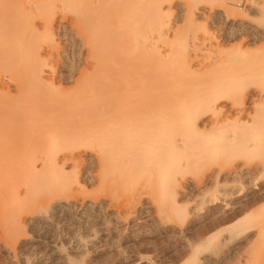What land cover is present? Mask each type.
<instances>
[{"label":"bare ground","instance_id":"obj_1","mask_svg":"<svg viewBox=\"0 0 264 264\" xmlns=\"http://www.w3.org/2000/svg\"><path fill=\"white\" fill-rule=\"evenodd\" d=\"M68 1L0 0V239L5 254L19 260L31 242L24 228L54 221L63 209L75 208L77 196L85 197L81 205L87 211L108 204L113 215L128 212L136 219L151 207L166 219H178L185 212L180 197L205 192L220 175L227 181H249L263 168L245 161L261 153L263 143L256 146L234 135L221 139L224 145L215 150L216 138L204 130L214 126L217 109L195 96L196 81L182 73L168 74L170 70L155 74L151 57L118 46L116 33L121 30L100 26L107 21L117 26L124 18L126 37H133L139 0H109L115 9L93 16L98 21L94 26L105 22L96 26L99 32L90 26L95 30L91 34L77 26V18L67 17ZM92 1L100 5L108 0ZM147 2L142 0L143 6ZM247 18L243 9L231 20L242 24ZM58 39L81 51L78 71L63 77V83L78 78L80 89L53 87L57 71L51 63L61 58ZM158 75L164 81L152 85ZM7 86L15 93L5 96L1 88ZM9 110L18 113L9 115ZM212 112L204 121L202 116ZM217 156L239 159L216 174ZM201 168L207 172L204 180L189 175ZM81 174L97 181V188L85 190L76 180ZM256 202L248 201L236 212L232 208L225 214L229 207L219 211L227 221L241 216L230 223L239 228L238 236H246L228 261L220 257L225 264H249L252 246L264 243V205L255 207ZM213 234L196 244L191 263L197 264L204 245L216 241L219 234ZM76 244L82 247L81 240Z\"/></svg>","mask_w":264,"mask_h":264},{"label":"rangeland","instance_id":"obj_2","mask_svg":"<svg viewBox=\"0 0 264 264\" xmlns=\"http://www.w3.org/2000/svg\"><path fill=\"white\" fill-rule=\"evenodd\" d=\"M93 2L69 0L67 4V17L77 18V26L90 34L93 30L90 26L93 28L98 22L94 20L96 13L115 9L114 1H103L100 5ZM144 5L142 0L136 4L133 37H126L124 18L117 26L115 22L108 24V21H100L104 24L99 22L97 25L110 32L121 30V33H116L119 34L118 46L127 45L137 56L151 57L155 74L170 70L168 74L182 73L190 81H196L195 96L203 104L217 109L214 126L209 125L204 130L216 138L215 150L224 145L221 139L234 135L247 138L256 146L263 143V152L261 150V153L250 155L248 160L244 159L251 165L262 163L263 168L249 181H227L225 175H220L216 185L204 187L203 194L180 197L179 204L185 212L178 219H166L151 207L136 219L128 212L113 215L108 204L102 210L87 211L81 205L85 197L76 195L80 207L77 204L75 208H65L60 211L63 214L59 212L55 215L57 218L53 217L54 221L49 219L46 223L43 220L34 225L35 229L32 226L24 228L31 242L25 250L26 256L20 260L5 254L0 239V264H193L190 256L192 253L195 255V248L213 233L219 234L216 241L213 239L207 247L204 245L206 249H202L199 255L200 261H196L197 264H223L228 261V254L235 245L243 243L245 234L238 236L240 230L231 222L238 221L241 216L227 221L221 209L229 207L224 211L229 213L235 208L236 212L253 199L257 200L255 207L264 205V0H149ZM243 9L248 15L246 22L240 24L231 20L236 12H243ZM59 39L57 41L62 43L61 58L51 63L57 71L53 87L57 90L80 89L83 84H79L78 78L71 83H63V77L66 72L73 74L78 71L81 51L71 42L64 44V39ZM180 63L184 64L183 67ZM163 81L164 76L158 75L150 82L157 85ZM1 91L5 96L8 91L15 93L8 86ZM16 113L18 110L7 111L9 115ZM212 113L201 116L207 121L208 115H214ZM238 159L217 156L214 160L217 163L216 174ZM88 168L94 171L90 165ZM189 175L204 180L207 172L201 168ZM76 180L88 192L98 186L97 181L87 179L83 174ZM251 238L255 243L254 233ZM80 240L82 247L76 244ZM253 246L249 264H263V241ZM210 256L212 261H219L210 262L207 260ZM220 257L225 260L221 261Z\"/></svg>","mask_w":264,"mask_h":264}]
</instances>
